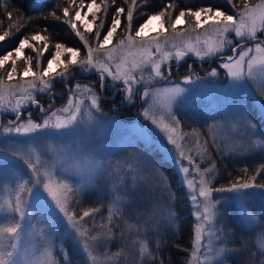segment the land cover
Listing matches in <instances>:
<instances>
[{
  "label": "snow or ice",
  "instance_id": "obj_1",
  "mask_svg": "<svg viewBox=\"0 0 264 264\" xmlns=\"http://www.w3.org/2000/svg\"><path fill=\"white\" fill-rule=\"evenodd\" d=\"M229 9L235 10L239 8V12H233L228 14L227 10H222L213 6H199L195 9L192 7L180 8L178 15L175 16V20L172 19V10L177 7L175 0L172 3L164 4L163 8L155 14H147L142 10L146 6V0H91V3L85 5V0H63L64 6L58 2L53 10L44 17V20L61 21L69 26L73 35L80 42L79 46L67 47L65 43L58 42L52 45L55 49L54 53H51V58L47 60V66L40 67L41 57L44 56V52L49 48V37L41 35V32L46 31L44 28L36 30L33 28V34L23 35L18 44L0 55V66L9 64L10 70L6 72V76L9 81L17 74L18 68L17 60L20 59L23 65L21 79L25 81L26 87L21 84L9 85L7 89L8 96H14V89H19L21 95L16 99V102L10 108L5 103V87L4 78L0 76V112L11 113L16 117L13 121L9 122L8 127H4L5 133H16L29 136L32 134L40 135H55L54 131H64L74 122H79L84 116H87L88 121H93L95 118L93 112H100V101L104 99L102 93H98L95 82H77L72 88L69 89L73 95L79 94L85 96L86 99L77 98L75 102L70 97L68 99V105L62 109L52 111L54 105H50L48 108H44L40 105L39 100L32 95L37 89L40 93H47L54 87L53 77H59L63 82L68 79H72L74 76V68L80 70L81 73H95L99 82L100 88L105 91L109 89H115L116 94L123 93L122 103L134 104L135 97L139 95L142 104H147L148 107H144L142 115L146 120H151L154 125L163 135L166 137L168 145L171 148L164 147L161 156L165 161H170L175 165V170L180 175V183L186 186L187 194L185 199L190 196L192 205L195 208L194 215L197 221L209 222L211 218L217 214V205L219 200L214 199V194L228 193L230 197L236 200L243 201L248 189H258L264 194V182H258L261 178H264V163L258 168L252 169V175H248L250 169H242V175L232 179V182L228 187L221 185L220 187H214L212 185V179L215 178L216 163L214 160H210L211 167L201 168V164L197 162V158H203L208 156L209 149L207 147V141H204V147L201 148L199 130L193 128L192 131L184 132L181 130L182 121L172 111V104L179 103L182 94L186 91L181 87L179 83H174L171 88L155 89L153 87L154 82L167 81L172 83L170 77L172 75V65L169 61L174 60L176 68L179 69L180 63L188 56H195L204 60L205 58H214L221 56L223 62L214 67L208 73L209 76H217L218 68L226 71V75L232 77L233 81H242L245 75L249 79H255L257 74V68L264 71V60H258L256 56L251 59H247L249 53L253 51L252 48L247 47L248 43H255V52L257 54L264 53V39H259L257 36V19L253 15V10L250 9L247 0H241L238 5L235 0H225ZM0 6L5 7V14L8 17V25L5 28L3 21H0V48H3L4 43H7L16 33L21 31L23 20L18 23H13V11L8 8L7 0H0ZM87 7L88 13L91 14L92 21H96L97 13H102V17L96 25V30L93 32L91 23L85 19L88 13L81 14V10ZM258 7H264V0H261V5ZM139 15H147V19L144 23H141L138 28L134 29V22L138 19ZM15 16H19V11H15ZM237 16L239 19H237ZM167 17V23L169 24L171 31L176 32V26L181 22L182 18L187 17L194 21L193 31L198 29L202 23H208L211 21L210 27L216 29V41L209 43L204 41L203 44L199 42V38H196L195 43L190 44H173V50H166L168 48L167 41L162 45L161 38L165 36L164 18ZM154 19L161 20V26L156 31L155 35L145 36L144 30ZM110 20V24L107 27L106 34L101 39L102 30L105 29L106 21ZM31 25V21L29 22ZM259 31L264 32V16L259 18ZM81 26L84 30H81ZM122 27L123 33L118 34L117 29ZM134 33V34H133ZM234 33L236 38L245 43H236L235 47L230 50L235 53L239 49V55H226L223 53L226 48L233 44V39H230V35ZM91 34V35H90ZM183 34V33H182ZM121 35L117 42V48L122 49L124 46L135 45L138 41L141 47L145 50V55L140 62H131L130 67L124 66L122 70V63H116L113 68V61L117 59L113 55V50L108 49L109 43L114 36ZM38 43L41 46H38ZM154 47V51L152 50ZM81 48L85 50L83 58L81 57ZM25 49H31L35 53V58L31 55L24 57ZM64 59H61V57ZM245 64L247 65V73H245ZM55 65V67H54ZM36 68L38 71H33ZM60 69V71H57ZM147 71V78L143 73ZM136 73H141L137 76ZM195 70L192 65L187 66V74L183 77L185 81H190L194 75ZM199 79V77H197ZM119 82V84L113 83ZM119 85H122L119 86ZM137 85L139 87H134ZM141 87L143 91L141 93ZM264 96V91L260 93ZM159 95L166 97L168 101V111L165 118L157 119L152 114L153 107L156 98ZM152 103H149V101ZM26 101V103H24ZM90 101V103H88ZM11 101H8L10 104ZM87 103V108L85 104ZM22 104L27 107L31 104H35L43 114V122H35L31 115H29L27 122H21ZM118 106L114 105L113 110H116ZM261 110L264 111V103L261 104ZM57 112H63L64 115H57ZM167 120V122H165ZM54 121V122H53ZM237 123L244 128L248 135L249 145L261 144L264 145V141L253 140L252 137L258 135H264L257 128V125L252 123L250 118L243 112L237 117ZM195 141V151L188 145ZM143 163L152 165L154 161H151L146 156L138 157ZM3 163V153H0V164ZM27 168L31 169L30 172H26L23 177H14L12 183L15 187L10 188V191L15 192L14 202L9 200L6 202L8 214L11 216V220L15 221L7 226L0 227V264H25V260L18 259L16 256V244L9 243L11 239L19 237L21 228V221L24 220L31 209V204L23 199L25 192L30 193V196L36 201L52 202L59 209V212L66 218L67 224L70 226L72 232L75 234L77 241L81 249L86 253L89 264H95L96 258L92 256L90 251L92 243L104 239L106 243H110L114 236L105 234V237H98L92 235L94 228H85L84 224L89 217H96L101 209L96 207H89L87 210H83L82 213L78 209L79 204H76L75 200H72V204H76V209L70 211V195L74 192V189L67 183L56 184L51 179L44 182L43 177H49L50 173L46 170L42 174L40 173L37 164L32 163L31 159L25 162ZM66 163V162H65ZM100 165L93 159H73L72 169L81 175V178L85 180V183L80 186L78 191H84L90 183L93 175L97 172ZM194 170V171H193ZM189 175L193 178L189 179ZM196 176L200 179L197 181ZM43 183L44 192L40 191L39 185ZM33 184L34 187L29 189L28 185ZM133 184H135V176H133ZM170 191V184L161 188L162 199L159 200L155 207L159 209L158 212L153 213L154 223L152 228L159 231L161 225L171 224L176 217L173 213L172 198L168 195ZM45 192L47 195H45ZM50 197V201H49ZM163 205V207H161ZM4 211V206H0V212ZM107 219L113 220L114 215L119 213V209L116 207H109L107 209ZM16 214L19 215V220L16 219ZM245 216L252 221L258 218L253 216L251 212L245 210ZM158 217V218H157ZM264 222V221H262ZM228 225L225 224L223 228L218 227L217 233L221 234L220 243H224V238L229 235L226 231ZM201 236L202 227L200 223L195 227V241L192 251V256L199 260L197 253L201 248ZM38 238L41 245L46 248V257L49 259L50 264H59V261L53 259V251L60 252L63 248V244L57 247V242L52 239L50 233L41 231ZM264 239V236L261 237ZM247 239V238H245ZM155 245V251H160L163 245L162 240H156L150 242ZM12 248L13 251H6L7 248ZM142 250L145 255L146 264H170V261L166 262L163 259H159L156 256H151L148 252L149 245H142ZM264 247V244L261 245ZM215 255L208 259V253H205L206 259L203 264H225V260L222 259L223 254L228 251L225 248L213 249ZM151 256L150 259L148 257ZM64 264H68L66 256L61 257ZM181 264H184L181 261ZM258 264H264V260H260Z\"/></svg>",
  "mask_w": 264,
  "mask_h": 264
},
{
  "label": "rangeland",
  "instance_id": "obj_2",
  "mask_svg": "<svg viewBox=\"0 0 264 264\" xmlns=\"http://www.w3.org/2000/svg\"><path fill=\"white\" fill-rule=\"evenodd\" d=\"M259 5H261V0H257L252 5H249V7L253 10V15L257 19V36H261L259 39H264L262 34H258V32L261 33L259 31V18L264 16V7H258ZM210 24L211 21L202 23L195 31L192 30L194 25L176 27L175 33L168 27L165 29V36L161 38V43L163 45L167 41L168 48L166 50H173V44L195 43L197 37L201 44L204 41L214 43L216 41V29L215 27H210ZM160 26V19L152 20L145 28L144 35L146 37L155 35ZM229 38L240 42L239 38L234 36V33ZM117 42L108 45L110 51L115 49L113 55L117 57L113 61V68H115L116 63H122L123 70L124 66L130 67L133 61L140 62L146 54L139 41L132 46L126 45L122 49L116 47ZM232 47H235L234 43L225 49L223 55L238 56L239 49L233 53L230 50ZM247 47L253 49L247 59L256 56L258 60H264V53L257 54L255 52L254 42L248 43ZM152 50H155L154 47ZM217 62L218 65L222 63V58ZM211 69H209L208 73ZM244 70L247 73L246 64ZM136 75L139 76L141 73H136ZM143 75L147 78V71ZM210 77H217L221 80L226 79V81L224 84H220L215 80L208 81L194 77L190 81L183 79L182 82H179L180 86L185 88L186 91L182 94L179 103L174 102L172 104V111L177 116V111L180 109L217 110L218 116L206 125L208 156L197 158V162L201 164V168H207L211 167L210 160H214L216 163L215 178L209 177V179H212V185L214 187H220L221 185L228 187L229 183H221L229 180V174L227 172L223 173L224 163L222 157L229 159L246 157L259 151L264 146L261 144L250 146L248 135L244 128L237 123V117L241 112L248 116L246 111L248 99L264 116V111L261 110L264 96L260 94L264 91V71L257 68L254 80L249 79L245 75L242 81H233L232 77L226 75L225 70L221 72V69L218 68V75ZM93 80L97 82L96 74H94ZM113 83L119 84V82ZM174 83L177 82L154 83L153 87L155 89L171 88ZM10 84H21L26 87L25 81L22 79H16L11 82L5 81V103L9 108L15 104V99L21 95L19 89H14L15 95L8 96L7 89ZM119 86L122 87V85ZM134 87L139 86L134 85ZM70 88H68L60 106L56 105L53 96L49 94L48 101L42 107L48 108L50 105H54L52 111L55 112L57 109L66 107L70 97L74 102L77 98L81 100L86 99L85 96H80L79 94L73 95L69 91ZM36 91L39 92L38 89ZM142 91L143 88L141 87V93ZM8 101H11V103L8 104ZM135 101L140 104V109L135 108L132 111L129 121L116 117H105L94 111L93 116L95 119L93 121H88L87 116H84L82 120L74 122L64 131L50 130L57 133L55 135L32 134L24 136L23 134H16L14 132L5 133L3 128L8 127L9 122H6L5 119L2 120L0 124V153H3V163L0 164V206H4V211L0 212V227L15 222L11 220V216L8 214L6 202L9 200L14 202L15 192L10 191V188L15 187V184L12 183L13 178L23 177L27 179V176L24 174L30 172L31 169L27 168L25 162L31 159L32 163L37 164L41 174L46 170L50 173L49 177H43L44 182L51 179L56 184L67 183L74 189V192L69 194V203L74 199L76 204L80 205L78 210L81 213L89 207L101 209L99 214L92 219L93 224L91 225L95 229L92 235L105 237V234H107L114 236V239L110 243H106L104 239L92 243L90 251L92 256L96 258L95 264H146L141 246L148 244L150 245L148 252L151 256L158 258L159 255L156 254L155 245L150 242L160 240L165 231L175 225L176 219L170 225H161L158 233L152 228V224L154 223L153 213L159 211L155 205L162 199L161 188L169 185V183L162 170L155 163L153 153L149 148L150 146H156L162 152L164 147L171 148V145H168L166 137L152 125L151 120H146L143 117V108L148 107V105L142 104L139 95L135 97ZM149 103H152V101L150 100ZM84 107L87 108V103ZM31 109H35L42 114L35 104H31ZM167 111L168 101L165 96L159 95L155 100L152 114L155 118L161 119L165 118ZM22 112H25L27 115L21 114V122L26 123L29 115H31L30 109ZM8 114L11 115L9 121H13L15 116L6 112H0V119H2L3 115L6 116ZM42 115L38 120L31 118L35 122H43ZM57 115H64V113L57 112ZM180 127L184 132H191L190 130L183 129L182 126ZM252 139L262 141L259 135L252 137ZM200 141L201 148H203L204 140L200 138ZM145 144H148L149 148ZM188 146L195 151L196 145L194 140ZM145 156L154 161V164L149 165L138 159V157L142 158ZM83 158L95 160L100 167L93 175L86 189L78 191L77 189L85 183V180L72 169V165L73 159ZM218 167H221L222 174H220ZM133 176H135V184H133ZM177 176L180 180V175L177 174ZM188 178L192 179L193 176L189 175ZM195 179L198 181L200 177L196 176ZM182 186L185 194H187L186 186L183 184ZM33 187V184L28 185L29 189ZM39 188L41 192L45 191L43 183L39 185ZM245 191L247 194L243 201L225 198L230 197L231 194L228 193L214 194V199L219 200L220 203L217 205L216 216L211 218L209 222L196 220L194 215L195 208L191 203L190 196H188L187 201L191 208L193 224L187 264H203L206 259L205 253H208L207 258L211 259L215 255L213 249L218 248L228 250L222 257L225 260V264H228L226 258L229 254H233V248L227 246L226 238H224L223 244L220 243L221 234L217 233V228H222L221 220H219L220 205L236 210L241 225L252 231V241L255 249L259 253L263 252L264 247H261V245L264 244V239L261 237L264 236V229L260 226L259 218L249 204L264 205V194L258 189H248ZM45 195H47L46 192ZM168 195L172 198L173 213L176 217L171 187ZM23 199L31 204V209L28 216L21 221L23 231L20 232L19 237L8 241L17 245L16 256L18 259L25 260V264H50L49 259L45 255L46 248L41 245L38 238L39 233L41 231L50 233L52 239L57 242V247H60L62 241L56 236L62 230L71 235L74 245L85 257L86 264H89L86 253L81 249L75 234L67 224L66 218L55 206L54 201L48 203L36 201L28 192L23 194ZM76 204H71L69 210H77ZM109 207L119 209V213L114 215L112 221L107 219V209ZM245 210L251 212L258 219L255 221L249 220L245 216ZM16 219H20L18 214H16ZM130 220H132V223ZM197 223H200L202 227L201 248L197 253L199 257L198 261L192 256ZM141 238H144L145 241L140 240ZM6 251H13V249L9 247ZM60 253H64L63 248L60 252L53 251L52 258L57 259L55 255Z\"/></svg>",
  "mask_w": 264,
  "mask_h": 264
},
{
  "label": "trees",
  "instance_id": "obj_3",
  "mask_svg": "<svg viewBox=\"0 0 264 264\" xmlns=\"http://www.w3.org/2000/svg\"><path fill=\"white\" fill-rule=\"evenodd\" d=\"M257 0H247L249 5H252ZM60 3L61 6H64L63 0H7L8 8L10 11H13V23H18L20 20H23V25L21 26V31L16 33L11 39L4 43L3 48H0V55L4 54V52L11 50L18 44V40L25 34L31 35L33 34V28L36 30H40V28L46 29V31L41 32V35H46L49 37V48L45 50L44 56L41 57L40 67L41 69L47 66V60L51 58V53H54L55 49L52 47L55 43L63 42L67 47L79 46L80 42L73 35L68 25L62 23L61 21H54L51 19L44 20L43 18L47 16L49 12L53 10L57 3ZM173 0H146V6L142 10L147 14H155L158 13L166 3H172ZM91 3V0H85V5ZM99 3V0H97ZM177 7L172 10V19L175 20V16L178 15V11L180 8L192 7L193 9L199 6H213L221 8L222 10H227L228 14H233V12H239V8L232 10L229 9L225 3V0H175ZM235 3L238 5L241 3V0H235ZM19 11V16H15V11ZM88 13L87 7L81 10V14L84 15ZM238 17V16H237ZM103 18L102 13H97L96 21H92L91 14L88 13L85 16V19L91 23L93 28V32L96 30V25L99 20ZM147 19V15H139L138 19L134 22V29L138 28L141 23H144ZM167 17L164 18V28L167 29L169 24L167 23ZM0 21H3V26L6 28L8 25V17L5 14V7L0 6ZM32 22L31 25L29 22ZM161 22V20H160ZM110 24V20L106 21L105 29L102 30L101 39L104 34H106L107 27ZM188 25H194V21L188 19L187 17L182 18L181 22L176 27H186ZM81 30H84L81 26ZM118 34L123 33L124 29L119 27L117 29ZM134 34V33H133ZM259 34V32H258ZM2 35V32H0ZM91 35V34H90ZM121 35L114 36L112 41L109 43L112 44L118 41ZM38 46H41L38 43ZM85 54V50L81 48V57ZM33 56L35 58V53L31 49H25L23 54L24 57ZM193 58V57H191ZM61 59H64L62 56ZM192 59H185L180 64L186 66L187 63ZM211 63L217 61V59L208 60ZM205 60V62H208ZM169 63L173 67L175 66L174 61H169ZM17 64L20 66L18 68L17 74H14V77L11 81L16 79H21L22 73V63L21 60H17ZM55 66V65H54ZM193 69L195 70L192 78H201L208 81H216L220 84H224L226 79H218L217 77L211 78L208 75V71L202 72L200 71V66H196L193 64ZM214 66H210L213 68ZM209 68V69H210ZM10 70V62L9 64H5L0 66V76H3L4 82H11L8 80L6 76V72ZM33 71H38L36 68ZM60 71V69H57ZM74 76L72 79L65 80L63 82L60 81L59 77H53L54 87L50 92L40 93L35 92L34 96L37 100H39L40 105H43L48 101V95H52L54 101L57 106H60L63 102V98L68 90V88H72L76 82H93V76L95 73H87L82 74L79 69L74 68ZM221 72H224V70ZM187 73H174L172 71V75L170 77L172 82H182L183 77ZM97 84V92L102 93L104 99L100 101V114L105 117H116L125 121H129V117L132 115V111L137 108L140 109V104L135 101L134 104H125L122 103V93L116 94L114 89H109L105 91L100 88L99 82H95ZM161 83H167V81H161ZM17 99V98H16ZM15 99V102H16ZM26 103V102H24ZM117 105L116 110H113V106ZM22 111L31 110V105L24 107L22 104ZM246 111L251 121L257 125V128L261 133H264V116L260 113V111L256 108V106L248 99L246 102ZM37 110L34 109V114L31 116L35 120H38L41 117ZM10 116V115H8ZM43 116V115H42ZM218 116V112L215 109L208 110H198V109H180L177 111V118L182 121L181 126L183 129L192 131L193 128L199 130V138L204 141H208L206 136V125L214 120ZM260 139L264 141V135H259ZM146 147L149 148L148 144H145ZM150 151L153 153V159L155 163L162 170L164 175L166 176L168 183L170 184L171 189L173 190V199H174V210L176 215L175 225L172 228L165 231L163 236H161L160 240L163 241V245L160 248V251H156V254L159 255V259H163L166 262L170 261V264H181V261L184 264H187V256L189 252V248L191 246L192 240V212L190 205L185 199V190L180 183V180L177 176V172L175 170V166L170 161H165L161 156V151L156 146H150ZM226 160V161H225ZM222 161L224 163V172L229 174V180L226 182H221L222 184L231 183L233 178L239 177L242 175V169L249 168L250 171L248 175H252V169L258 168L262 163H264V146L257 152L248 155L246 157L229 159L222 157ZM220 170V174H222L221 167H218ZM258 182H264V178L258 180ZM72 202L70 203V205ZM251 209H253L256 216L259 218L260 226L264 229V205L252 203L249 204ZM220 213L219 220H221L222 228L225 224L228 225L226 231L229 235L226 238L228 243L227 246L233 248V254H229L226 258L228 264H258L260 260H264V250L259 253L253 244L252 231L243 227L241 225L239 216L236 213L234 208L223 207L220 205ZM95 218V217H94ZM93 217L87 218L84 227L85 228H94ZM132 223V220H130ZM63 244L64 253L58 254L56 256V260L59 261V264H64L61 257L66 256L68 264H86V259L83 254L79 251V249L74 245L71 240V235L64 231H59L57 236ZM247 238V239H245ZM140 240L145 241L144 238ZM115 244V242H114ZM149 245V244H148ZM150 246V245H149ZM235 250V251H234ZM235 252V253H234ZM262 257V259H261Z\"/></svg>",
  "mask_w": 264,
  "mask_h": 264
},
{
  "label": "flooded vegetation",
  "instance_id": "obj_4",
  "mask_svg": "<svg viewBox=\"0 0 264 264\" xmlns=\"http://www.w3.org/2000/svg\"><path fill=\"white\" fill-rule=\"evenodd\" d=\"M259 34H262L263 36L262 37H264V32H261V33H259ZM258 38H261V36H258ZM243 42H245V41H237V40H234V45H236V43H243ZM191 57H193V56H188L187 57V59H192V60H190L188 63H187V65L186 66H184V65H181L180 64V67H179V69H177L176 68V65L173 67V72L174 73H187V66L188 65H192L193 66V64H195L196 66H200L199 68H200V71H202V72H206L207 70H209V68H210V66H218V60L219 59H221V56H216V57H214V58H208V59H206L207 61L208 60H213V59H217V61H215V62H213V63H211L210 61H208V62H205V59L204 60H201V59H199V58H195V57H193V58H191ZM175 63V62H174ZM21 113H23V112H21ZM30 113H31V116L34 114V110L33 109H31L30 110ZM10 117L11 116H3L2 117V119H0V124H1V122H2V120H6V122H8V119L10 120Z\"/></svg>",
  "mask_w": 264,
  "mask_h": 264
}]
</instances>
